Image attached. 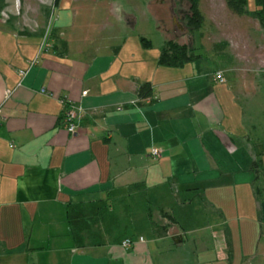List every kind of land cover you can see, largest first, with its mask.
<instances>
[{
  "label": "crops",
  "instance_id": "obj_1",
  "mask_svg": "<svg viewBox=\"0 0 264 264\" xmlns=\"http://www.w3.org/2000/svg\"><path fill=\"white\" fill-rule=\"evenodd\" d=\"M10 1L0 0V264H246L260 250L264 256V181H254L249 168L261 160L264 170V64L256 68L249 55L242 57L248 63L243 69L233 72L231 65L240 54L233 42L245 45L251 31L264 39V26L244 21L223 48L206 51L201 28L191 32L183 12L173 14L177 41L185 43L190 32L188 45L206 56L164 67L157 61L167 39L156 44L146 33H133L143 24L147 32L164 28L163 0H155L153 9L145 0H14L8 8ZM172 1L177 8L178 0ZM247 8L255 9V0H247ZM52 11L51 47L36 58ZM218 71L223 82L215 79ZM143 82L151 84L152 96L139 101L136 89ZM6 90L11 95L3 101ZM63 97L84 109L74 134L61 121ZM152 147L164 151L153 158ZM132 184L157 199L173 189L188 196L196 189L202 196L196 199L209 209L207 223L196 225L193 199L190 205L179 201L195 225H179L175 233L177 220L158 237L150 231L144 200L135 219L110 207L116 220L109 231L97 234L93 227L77 244L67 202L105 198ZM240 219L248 223L250 239ZM125 238L131 246L121 245ZM189 241L192 249L185 252L180 247Z\"/></svg>",
  "mask_w": 264,
  "mask_h": 264
},
{
  "label": "rangeland",
  "instance_id": "obj_2",
  "mask_svg": "<svg viewBox=\"0 0 264 264\" xmlns=\"http://www.w3.org/2000/svg\"><path fill=\"white\" fill-rule=\"evenodd\" d=\"M216 2V7L215 9L218 12H214V7L212 5V2H210V0H202V5H203V9L205 11L206 14L203 15L204 17V24L200 29V34L204 43V46L202 47L204 50L206 51H214L213 46L214 44L218 43V42H223L225 38L227 37H231L232 38V32H234L238 26H246V23L244 21H249L251 20V22H255L256 20L253 19L250 16L246 17H239L237 16V14L233 13L229 8H227L225 0H214ZM11 3L7 5L8 8H13L14 6V0L10 1ZM145 2H150V7L156 8L157 7V3L155 2V0H145ZM163 5L162 7L160 6V16L162 19H164V28L160 29V30H148L146 26L143 25H139L136 27V32L133 33H146L145 35L148 39L151 38L153 42H155L156 44L162 41H164L165 39H175L178 40L177 37H175L176 32L174 33L173 30V21H172V17L173 14L178 15V13H182L183 11H186L187 9V0H178V7L174 8L172 3V0H163ZM211 4V5H210ZM144 6H146L144 4ZM225 7L227 8V10L225 9ZM223 8L225 9V11H222ZM150 17H152V15H150ZM177 17V16H176ZM182 22H185L184 17L181 18ZM243 23V24H241ZM185 24V23H184ZM156 27V26H155ZM154 27V28H155ZM150 29H151V25H150ZM233 29V30H232ZM188 31V30H187ZM263 32V31H262ZM250 36V40H246L245 41V45L243 43H239L240 47H238V42L237 40H235L233 42V52L234 54L237 55V52L239 51L240 54L238 56L237 60V56H236V60L234 62H231L232 65V69L233 72L238 70V69H243L248 63H243V59L246 56L251 55L253 58H256L253 61V64L256 66L258 65H263L264 64V49L260 50V48L258 47H254V45H258L257 43H259V41L262 42V44L264 43V39H262V37H260V34L257 32H249ZM196 34H194V37ZM252 37V39H251ZM193 38V34L190 35V32H187L185 34V37L183 38V40H185V43H190L191 40ZM181 39V38H180ZM195 41V39H194ZM242 44V45H241ZM259 46V45H258ZM201 47L198 48L197 53L198 54H203L204 56H206L204 50ZM229 50V49H228ZM238 50V51H237ZM242 53V54H241ZM254 54H256V56H254ZM244 57V58H242ZM259 60V61H258ZM247 61V60H246ZM257 62V63H256ZM257 68V67H256ZM264 69V68H263ZM256 70V69H255ZM258 70V69H257ZM256 70V72H257ZM260 181L263 180L264 181V174H261L259 176ZM259 185L261 186V184H257V188L259 190ZM256 187V186H255ZM264 189H261V191H263ZM170 195H167L165 198H160L157 199L158 197L153 194V192L151 191H137L135 193H131V195L127 196V199H125V197L123 198L124 200L121 202L119 201L122 196H118L115 197L113 199V201H111V205L110 207H112V209L116 212V214L118 216H125V215H132L133 218L135 219L138 212H140L141 210L144 209L145 204H142V202L144 200H148L149 202V208H150V212L152 215L153 220L157 221L159 224L162 223V219H161V213L162 212H166V213H172V215H174V217H176L175 219L178 220V226H173L172 227V231L177 233L180 231L179 225H181L183 228H186L187 226L192 227L194 226L192 223L191 225L189 224V220L186 219V216H184L183 210L181 211V208L179 207V201L182 200V198L184 196H187L188 198H192L193 201L195 202L194 206L192 207V209L194 210H198L197 212H199V214L195 215L197 222L196 225H200L202 223V225H205L206 220H207V215L209 214V209L208 207H203L201 204V201L197 200L195 195L188 196L185 195V193H183V191H177L175 189L170 190L169 192ZM173 194H177L178 195V202L177 200L174 199V195ZM161 210V211H160ZM195 212V213H197ZM244 213V212H243ZM181 215V217H180ZM178 216V217H177ZM241 220V226H243L241 228V230L244 232H246V238L250 239V229L248 228V223L246 224L245 220L240 219ZM204 221V222H203ZM195 222V221H194ZM239 223V222H238ZM132 229L137 230L138 228L134 225L131 226ZM151 233H153L152 231V227L150 228ZM186 236V235H185ZM179 236H176L175 238H178ZM186 238H190L189 235L186 236ZM264 243H262L263 246ZM181 249H183V251L185 252H189V250L192 249L191 245H190V241L189 243H186L184 245H182L180 247ZM263 252L260 250L259 253L256 254V256L252 255V256H247L246 258L248 260H246V264H264V256L262 255Z\"/></svg>",
  "mask_w": 264,
  "mask_h": 264
},
{
  "label": "trees",
  "instance_id": "obj_3",
  "mask_svg": "<svg viewBox=\"0 0 264 264\" xmlns=\"http://www.w3.org/2000/svg\"><path fill=\"white\" fill-rule=\"evenodd\" d=\"M189 3V12L186 15V26L189 31H196L203 25V15L199 10L198 0H187ZM227 8L237 15H247L257 20L259 24L264 26V0H255L256 8L249 10L247 8V0H225ZM140 42L144 46L150 45V41L144 37H140ZM226 45V42H219L214 44V51H218ZM59 48L61 52H65L67 49L66 42L64 40L59 41ZM200 57L195 53V48L186 43H180L175 39H167L160 47V53L158 56V64L164 67H181L185 63L191 62ZM137 97L140 100L150 98L152 96V87L149 82H143L137 86ZM133 105H140V102H134ZM261 160H253L250 164V170L254 173V181H256L261 174H264V170L261 168ZM260 170V172H259ZM139 184H132L123 190H112L107 192L105 198H97L86 201H73L70 200L66 204V220L70 226L71 234L77 244H81L83 241V233H92V228L96 227V233L108 232L110 226L116 220L115 214L110 210L109 198L115 197V195L125 196L131 195V193L137 192L136 189ZM142 185V184H141ZM193 195L197 199H201L196 189H193ZM256 196H260V191L257 186L254 190ZM178 198V195L176 196ZM146 201H148L146 199ZM192 198H182L181 204L190 205ZM161 211V210H160ZM146 212L149 219V223L152 227L153 233L158 236H164L167 234L169 227L172 224L177 223V220L171 213L162 212L161 217L166 219L165 223L159 224L153 220L149 205L146 206ZM96 237L99 235H95ZM228 256L231 255L230 244L227 243Z\"/></svg>",
  "mask_w": 264,
  "mask_h": 264
},
{
  "label": "built area",
  "instance_id": "obj_4",
  "mask_svg": "<svg viewBox=\"0 0 264 264\" xmlns=\"http://www.w3.org/2000/svg\"><path fill=\"white\" fill-rule=\"evenodd\" d=\"M55 14L54 11H52L49 22L47 27L45 28V31L42 36L41 44L39 47V50L37 52L36 58H38L39 54L44 51L46 48L51 47L50 44V26L51 22L54 19ZM33 60L31 62V65L36 61ZM26 70H19V74L23 76L25 74ZM215 79L218 80L219 82H223L224 78L222 76V73L220 71L215 73ZM84 94L86 91L83 92ZM11 95V90H6L4 95H3V101L7 100L9 96ZM61 106H62V115H61V121L63 124L64 129L70 133L74 134L77 130L78 123L84 113V109L80 103H74L68 100L67 98H60L59 100ZM3 119V113H2V106L0 105V122ZM164 151L163 147H152L150 150V155L153 158H157L158 156L161 155V153ZM142 240V238H140ZM133 241L130 238H125L121 241V245L123 247H129Z\"/></svg>",
  "mask_w": 264,
  "mask_h": 264
},
{
  "label": "flooded vegetation",
  "instance_id": "obj_5",
  "mask_svg": "<svg viewBox=\"0 0 264 264\" xmlns=\"http://www.w3.org/2000/svg\"><path fill=\"white\" fill-rule=\"evenodd\" d=\"M188 12H189V3H188V9H186V11H183V16L182 17H184V20H185V27L187 28V26H186V15L188 14Z\"/></svg>",
  "mask_w": 264,
  "mask_h": 264
},
{
  "label": "water",
  "instance_id": "obj_6",
  "mask_svg": "<svg viewBox=\"0 0 264 264\" xmlns=\"http://www.w3.org/2000/svg\"><path fill=\"white\" fill-rule=\"evenodd\" d=\"M175 243H180L181 242V236H179L177 239H173Z\"/></svg>",
  "mask_w": 264,
  "mask_h": 264
}]
</instances>
